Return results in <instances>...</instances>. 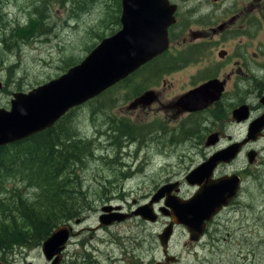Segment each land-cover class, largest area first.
I'll use <instances>...</instances> for the list:
<instances>
[{
    "label": "rangeland",
    "instance_id": "rangeland-1",
    "mask_svg": "<svg viewBox=\"0 0 264 264\" xmlns=\"http://www.w3.org/2000/svg\"><path fill=\"white\" fill-rule=\"evenodd\" d=\"M3 1L6 2L3 7L6 17L4 16L0 21V43L9 34L16 38L15 30L12 31V28L18 22L24 26L31 14L38 21L40 18L42 19L43 28L42 34L41 29L37 30L28 40L23 41L24 43L20 42L13 52L3 53L0 51V57L3 60L0 68V82L4 85V89L0 93V108L6 110L10 107L12 93L27 92L57 78L67 70L66 64L69 62L78 63L103 38L113 35L120 29L115 20L117 0ZM33 9L40 10L42 15H35ZM108 13L110 14L108 15ZM38 21L36 22L38 23ZM192 29H198L197 25L194 24ZM19 33L27 35L20 31ZM1 45L0 50L2 49ZM190 45H193L192 41L182 43L179 48L173 41L170 44V52L163 57V60L189 56V52L183 54V50H188ZM176 48L180 51L178 57H174ZM191 53L189 57H191ZM7 66H14L12 68L14 71L13 80L7 77ZM185 66L186 70L178 71L176 69L177 71L171 74L163 72V81H166V85L162 87L160 82L158 86L160 90H163L164 103L166 99L169 100L172 96L186 90L190 85L189 81L202 75L211 67L208 61L204 65L193 61ZM142 71L147 75L140 74L138 78L137 76L133 77L127 88L121 89L123 86L120 85L118 88L111 89V92L105 94L103 98L92 101L73 112V121L69 126L81 138L94 141L97 146L92 149L97 150L94 157L89 158L83 167H75L82 190L81 195L76 192L72 198L75 199L79 196V199L85 200V204L81 216L75 221L65 222L72 226L70 245L67 246L70 255L82 253L83 250L85 252L89 243L96 247L99 246V238H101V243L97 248L104 250L107 232H118L117 236L125 238L136 236V232H139L140 239L142 237L146 239L148 233L157 232L163 221L152 226V224H144L139 218L123 221L110 228L109 231H98L94 235H91L94 231L89 233L86 232V229L97 226L99 209L107 203V199H110L109 204L123 205L124 209L130 207L131 211H134L146 203V196L153 187L157 188L162 181L164 183L165 180L170 179L168 175H171L172 179L181 180L189 170L198 166L216 150L214 147L216 145L202 144L205 138L184 141L182 137L173 136L171 138L170 133H164V127L173 126L176 120L170 116V112L163 110V115H161L153 111L144 115L122 111L128 105V100L133 98L134 86L135 89L140 88L141 90L151 86L150 81L145 80L149 71L147 68ZM12 81L21 83L20 89L11 84ZM7 82L10 85L6 86ZM131 92L133 93L131 94ZM109 119L132 122L136 126L155 123L163 128L162 131L152 134L137 133L139 139L131 142L125 138H113V133L108 132ZM218 125H222V121H218ZM244 130V125L225 122L220 134L222 137L217 146L224 148L233 141L240 140ZM142 134L143 137L140 138ZM196 141H200L201 145L199 147L195 145L192 148ZM258 146L261 152L256 158L255 166L248 164L245 151L242 150L240 157L234 163L219 171V174L224 171L236 172L241 171L240 168L248 167V172L254 176L248 180L246 179L250 174L243 176L240 193L235 198L236 205H244L249 209H245L242 214L236 212L227 215L228 227L233 232L231 240L235 236L237 240L248 241L241 252L247 264H264V145L259 143ZM71 202H76L77 206L81 203V201L75 200ZM77 206L74 205V208L77 209ZM255 223L257 229L253 231ZM240 224L246 229L243 227L238 230ZM250 243L253 248L249 246ZM29 248L32 250H28L26 252L28 256H24L25 249ZM36 248L37 246H29L24 249L15 248L10 252H0V263L7 254L6 264H29V261L35 264H44L43 258ZM146 248L147 243H143L141 250L144 251ZM250 251L251 253H249ZM230 253L235 255L237 247L232 246Z\"/></svg>",
    "mask_w": 264,
    "mask_h": 264
},
{
    "label": "flooded vegetation",
    "instance_id": "flooded-vegetation-1",
    "mask_svg": "<svg viewBox=\"0 0 264 264\" xmlns=\"http://www.w3.org/2000/svg\"><path fill=\"white\" fill-rule=\"evenodd\" d=\"M166 1L170 7H174L172 14L173 23L167 28L169 46L166 52L147 63L149 75L145 80L150 81L151 86L143 90L140 88L135 89L134 86V96L132 95L133 98L128 100V105L125 110L122 111L137 112L144 115L153 111L161 115H163V110L165 112H170V116L174 117L176 120L173 126L169 128L164 127V133H170L172 135L171 138H173V136L193 140L205 138V141L202 142L204 145H206V140L208 138L215 136L217 137V142L214 144L216 145L214 146L216 148L214 153H216L224 149L217 146V144L222 137L220 134L225 126V122L229 121L245 126V130L240 136L241 139L246 137L249 125L253 121L262 117V121L264 122V0ZM117 2L116 22L119 23L118 25L121 28V0H117ZM194 24L197 25L198 29H192ZM173 41L177 43L179 48H181L182 43L192 41L193 45H190V48L186 50L190 53L191 47H194L190 62L194 61L199 65H204L206 61H208L211 67L202 75L189 81L188 84L190 85L186 90L172 96L169 100L166 99L164 103L163 90H160L158 85L160 82L162 87L166 85V81H163V57L170 52V44ZM186 51L183 50V54H188ZM178 52L180 51L176 48L174 57L180 55ZM145 65L133 73V77L137 76L138 78V75L146 74L140 71L142 68L146 69L144 68ZM185 65L177 67V70H186ZM177 70L169 69L164 71V73L171 74ZM210 81H215L222 85V91L217 100L213 101V97L208 94L193 112L183 111L182 108L177 105L179 97ZM119 83L111 89L120 87L122 84ZM147 91L154 92V101L149 106L137 104L131 108L130 105L132 102ZM241 106L247 107L249 116L244 120L236 121L233 118V111ZM218 121H222V125H218ZM128 123L135 132L145 135L152 134L156 131H162L163 128V126H159L155 123H150L145 126H136L132 122ZM260 134L257 140L249 141L243 145L241 150L245 151L246 157L247 153L250 151L256 152L257 157L259 156L261 150L258 145L259 143L264 145V125ZM195 145L199 147L201 142L196 141L193 143L192 148H194ZM236 159L230 164L234 163ZM230 164L217 165L212 171L210 180L215 181L219 178L235 174L241 178L242 185L243 176L250 174V172H248V167L240 168L241 171H224L219 174L220 169L227 166L229 167ZM195 168L189 170L186 176ZM186 176L184 175L181 180H177L172 179L173 177L168 175L170 179L165 180L164 183L162 181L158 184L157 188L153 187L151 192L146 196V203L152 202L151 209H153L157 215V220L155 223H148L141 219V222L146 225L152 224V226H154L160 224V221H163V224H160L161 227L157 232L148 233L146 239L143 237L140 239L139 232H136V236L126 238L117 236L119 235L117 234L118 232H107V238L104 240V250L97 248L100 247L101 243V238H99V246L96 247L89 243V247L85 252L83 250L82 253H72L71 255L67 249V246L70 245L69 240L64 251L61 253V260L58 264H247L241 252L244 246L248 244V241H244L243 239L237 240L234 235V238L231 240L233 232L228 227L227 215L236 212L242 214L245 209H249V207L236 205L235 198L228 202L227 205L219 208L215 213L213 212L210 214L211 216L209 219L201 223L197 222V226L188 227L176 223L175 216L179 213L178 204L180 202L189 201L200 189V185L189 184L185 180ZM250 177H254L253 174H250L246 180ZM164 185H171L169 193L164 192L163 198L157 201L153 200L154 194ZM240 186L237 190V194L240 193ZM109 200L110 199H107V203L102 205L101 208L107 206L113 208L120 207L119 211L122 213L131 212L130 207L124 209L123 205L109 204ZM101 208L99 209L98 217L101 214ZM111 212H115L114 209L111 210ZM202 213L203 212H201L200 215ZM134 219H137V217ZM117 224L120 223L100 227L97 224L94 228H87L86 232L91 233L94 231V233H91V235H94L98 231H109L110 228ZM66 225L70 224L67 223ZM256 226L257 224L255 223L253 225V231L257 229ZM165 227L169 228V236L161 242L159 240V235H161ZM243 227L245 228V226L240 224L238 230H241ZM142 234L145 233L142 232ZM143 243H147V248L146 250L144 249V251L141 250ZM251 244L252 243H250L249 246L253 248ZM232 246L237 247V253L235 255H231L230 253V248ZM24 248L27 247L21 249ZM36 249L39 250L44 264H50L51 262L46 261L43 257L41 245L37 246ZM28 250L32 249H25L24 256H28V254H26ZM249 253H251V251ZM1 262L0 264L7 263V254ZM29 262L35 264L31 261Z\"/></svg>",
    "mask_w": 264,
    "mask_h": 264
},
{
    "label": "water",
    "instance_id": "water-1",
    "mask_svg": "<svg viewBox=\"0 0 264 264\" xmlns=\"http://www.w3.org/2000/svg\"><path fill=\"white\" fill-rule=\"evenodd\" d=\"M120 3L121 28L116 33L102 39L80 63L57 78L27 92L13 93L8 110L0 108V146L19 142L50 129L69 110L95 99L167 50V28L173 23L174 7H170L166 0H121ZM2 89L3 84L0 82V91ZM221 91L220 83L210 81L179 97L177 105L183 111L193 112L208 94L215 101ZM153 101L154 92L147 91L134 100L130 107L137 104L149 106ZM247 116L246 106L233 111L236 121L244 120ZM262 120L260 117L249 125L244 140L212 154L186 176L185 180L189 184L200 185V189L189 201L178 204L179 213L175 216L177 224L197 226V222L209 219L210 214L227 205L235 196L239 178L232 175L211 181L212 171L219 164L230 163L245 143L260 137L264 125ZM216 142L217 137L212 136L207 139L206 145ZM255 156L254 151L247 153L250 164ZM170 190L171 185H164L154 194L153 200L163 198V193H169ZM151 204H144L130 213L120 212V207H103L98 226H111L135 217L155 223L157 215L151 209ZM113 209L115 212H111ZM71 234L70 225L57 227L41 245L44 259L50 264H58ZM168 236L169 228L159 235V240L163 242Z\"/></svg>",
    "mask_w": 264,
    "mask_h": 264
},
{
    "label": "trees",
    "instance_id": "trees-1",
    "mask_svg": "<svg viewBox=\"0 0 264 264\" xmlns=\"http://www.w3.org/2000/svg\"><path fill=\"white\" fill-rule=\"evenodd\" d=\"M5 5L6 2L0 0V21L4 16L6 17L3 12ZM33 13L42 15L38 9H33ZM41 20L40 18L38 21L31 14L24 26L18 22L12 28V31L15 30L16 38L11 37L10 34L7 35V38L1 42L2 45L0 43L2 46L0 51L11 53L20 42L24 43L23 41L28 40L37 30L41 29L42 34ZM115 20L117 21V17ZM116 24L119 23L116 22ZM19 31L27 35H22ZM193 49L194 47H191V51ZM190 58L182 56L163 60V72L189 63ZM2 64L3 60L0 57V68ZM76 64L69 62L66 68L69 69ZM13 67L6 68L7 77L12 80L14 79ZM147 67L146 64L144 68ZM142 69L141 72H143ZM133 75L120 82L123 86L121 89L128 87ZM11 84L20 89L21 83L18 81H12ZM7 85L10 84L7 82ZM109 92L111 89L69 110L50 129L19 142L0 146V252L39 246L58 226L75 221L82 215L85 200L79 199V196L72 198L76 192L81 195L82 190L75 167H83L84 163L95 155L96 150L92 148L97 145L87 138H80L69 125L73 121L72 116L76 109L103 98ZM108 121L111 125L109 133H113L114 139L125 138L128 141L139 139L137 132L127 121L114 119ZM142 137L143 134L140 138ZM73 200L81 201V203L77 206L76 202H71Z\"/></svg>",
    "mask_w": 264,
    "mask_h": 264
},
{
    "label": "bare ground",
    "instance_id": "bare-ground-1",
    "mask_svg": "<svg viewBox=\"0 0 264 264\" xmlns=\"http://www.w3.org/2000/svg\"><path fill=\"white\" fill-rule=\"evenodd\" d=\"M88 54H89V53H88ZM84 58H85V57H84ZM84 58H83V59H84ZM83 59H82V60H83ZM82 60H81V61H82ZM81 61H80V62H81ZM80 62H79V63H80ZM74 66H75V65H74ZM72 67H73V66H72ZM70 68H71V67H70ZM67 70H68V69H67ZM67 70H66V71H67ZM66 71H65V72H66ZM65 72H64V73H65ZM1 83H2V82H1ZM2 84H3V83H2ZM3 86H4V85H3ZM3 88H4V87H3ZM1 91H3V89H2ZM1 91H0V93H1ZM15 93H17V92H15ZM12 94H13V93H12ZM247 114H248V116H249V110H247ZM77 135H78V134H77ZM78 136H79V135H78ZM79 137H80V136H79ZM80 138H81V137H80ZM82 139H83V138H82ZM87 139H88V138H87ZM93 142H94V141H93ZM90 145H91V144H90ZM93 149H94V147H93ZM91 153H92V152H91ZM92 155H93V154H92ZM90 157H91V156H90ZM93 157H94V155H93ZM86 160H87V159H86ZM117 179H118V178H117ZM109 183H110V182H109ZM110 187H111V186H110ZM102 197H103V196H102ZM65 225H66V224H65ZM60 226H61V225H60ZM58 227H59V226H58ZM54 230H55V229H54ZM42 243H43V242H42ZM42 243H41L40 245H42ZM20 249H21V248H20Z\"/></svg>",
    "mask_w": 264,
    "mask_h": 264
}]
</instances>
